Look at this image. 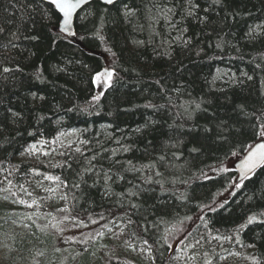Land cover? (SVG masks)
I'll list each match as a JSON object with an SVG mask.
<instances>
[{
    "label": "trees",
    "instance_id": "obj_1",
    "mask_svg": "<svg viewBox=\"0 0 264 264\" xmlns=\"http://www.w3.org/2000/svg\"><path fill=\"white\" fill-rule=\"evenodd\" d=\"M192 4L93 1L68 38L48 3L0 0V225L27 214L22 264H264V164L234 180L264 124V0ZM74 129L56 165L21 159Z\"/></svg>",
    "mask_w": 264,
    "mask_h": 264
},
{
    "label": "rangeland",
    "instance_id": "obj_2",
    "mask_svg": "<svg viewBox=\"0 0 264 264\" xmlns=\"http://www.w3.org/2000/svg\"><path fill=\"white\" fill-rule=\"evenodd\" d=\"M220 78H223L222 73H216L213 84ZM78 134V130H67L62 131L48 142L38 140L26 148L20 157L27 161L56 165L57 160L62 154L72 148H81L82 142L78 138ZM0 202H9L10 204L16 205L14 201H10L4 194H0ZM35 236L37 235L33 226L27 221V214L20 213L15 218L10 217L6 219L0 225V264H22L21 254L25 250V244L30 243ZM108 239L109 237L106 240ZM99 244L104 246L101 239L98 242ZM96 253L97 251L93 254L96 256L98 254ZM226 258L223 257L219 264H228Z\"/></svg>",
    "mask_w": 264,
    "mask_h": 264
},
{
    "label": "snow or ice",
    "instance_id": "obj_3",
    "mask_svg": "<svg viewBox=\"0 0 264 264\" xmlns=\"http://www.w3.org/2000/svg\"><path fill=\"white\" fill-rule=\"evenodd\" d=\"M189 2V11L188 15H193L194 11L199 7L198 4H192V0H188ZM216 3H219L220 0H215ZM87 0H49V7L45 10V16L47 18H51L52 15L57 17V22L60 23L62 21L64 31L68 30V27L73 22V14L76 12L78 8H81L82 4H86ZM103 3L106 5H115L116 0H103ZM127 8V6L125 5ZM132 9H128V12H131ZM170 11V10H169ZM2 31V29H0ZM74 34V33H73ZM11 69L5 67L3 68V72L7 73L10 72ZM115 75L114 69H104L99 71L95 74L94 80L99 82L102 87H111L112 80ZM249 79H251L249 77ZM93 99H99V96L93 97ZM199 108V105H196ZM11 111V110H9ZM13 115H18L13 113ZM261 131L259 132V141H255L248 150V154L245 160L242 162L241 168L244 173V176L247 177V173L254 169L257 164H264V124L260 125ZM79 151V149H77ZM235 154V153H234ZM227 171V169H223ZM47 179H58L56 177L48 176ZM232 186L239 187L240 184L234 183ZM20 203H24V201H20ZM223 205H221L222 207ZM205 207H208L205 205ZM209 210H214V207L210 208ZM198 219L200 217H197ZM186 219L191 220V217H186ZM254 217H249L248 223L251 224L254 222ZM183 231V229H181ZM147 243V241H145Z\"/></svg>",
    "mask_w": 264,
    "mask_h": 264
},
{
    "label": "water",
    "instance_id": "obj_4",
    "mask_svg": "<svg viewBox=\"0 0 264 264\" xmlns=\"http://www.w3.org/2000/svg\"><path fill=\"white\" fill-rule=\"evenodd\" d=\"M41 1H43V2L49 4V0H41ZM93 1H95V2H100V3L104 4V5H106L105 3H103V0H87V3H86V4H82V5H81V8H78V9L76 10V12L73 14V22H72V24L68 27V30H67V31H64V29H63V25H62V21H61L60 23H58V30H59V32H60L61 34L65 35V36L68 37V38H73V37H74V34H75L74 24H75V18H76V16H77V14H78V13H79V12H80V11H81V10L87 5V4H89V3L93 2ZM119 1H122V0H116V2H119ZM73 33H74V34H73ZM247 154H248V151L243 155V157H242L240 160H238V161L234 164V167H235L236 172H237V174H238V175H237V178H236L237 181H241L242 179L245 178L244 173H243L242 168H241V165H242V162L245 160ZM261 165H262V164H257V166H256L254 169H252L250 172L247 173V176H248L249 174H251L252 172H254V171H255L257 168H259Z\"/></svg>",
    "mask_w": 264,
    "mask_h": 264
},
{
    "label": "bare ground",
    "instance_id": "obj_5",
    "mask_svg": "<svg viewBox=\"0 0 264 264\" xmlns=\"http://www.w3.org/2000/svg\"><path fill=\"white\" fill-rule=\"evenodd\" d=\"M76 19V18H75Z\"/></svg>",
    "mask_w": 264,
    "mask_h": 264
}]
</instances>
